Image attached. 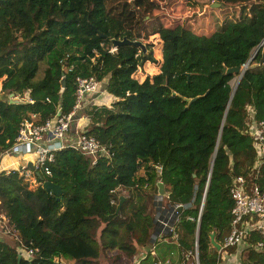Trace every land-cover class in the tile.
I'll list each match as a JSON object with an SVG mask.
<instances>
[{
	"label": "trees",
	"instance_id": "trees-1",
	"mask_svg": "<svg viewBox=\"0 0 264 264\" xmlns=\"http://www.w3.org/2000/svg\"><path fill=\"white\" fill-rule=\"evenodd\" d=\"M165 1L0 0V156L23 119L43 123L72 111L78 77L98 83L84 96L78 132L107 153L93 164L72 148L56 151L50 175L34 183L19 170L0 172V215L17 244L0 237V264H100L110 252H119L114 262L141 254L138 264H181L193 255L198 264L221 263L224 250L210 235L221 246L230 232L233 180L264 193V164L254 168L248 131L252 119L264 121V0H196L203 10L174 0L168 16ZM155 37L159 73L139 83L136 71L157 62ZM123 38L145 51L113 47ZM257 48L231 97L238 74L228 70H242ZM99 95L109 102H92ZM44 182L60 187L59 197ZM159 184L163 207L182 212L170 232L152 237ZM245 241L227 254H239L237 264H264L260 235Z\"/></svg>",
	"mask_w": 264,
	"mask_h": 264
},
{
	"label": "built area",
	"instance_id": "built-area-1",
	"mask_svg": "<svg viewBox=\"0 0 264 264\" xmlns=\"http://www.w3.org/2000/svg\"><path fill=\"white\" fill-rule=\"evenodd\" d=\"M76 86L75 105L68 115L57 113L43 123L37 122L34 115L23 119L19 124L13 145L1 153L0 158L7 157L10 159L8 168L18 167L14 161L16 158L22 160L29 157L33 158V161L29 163L31 169L26 163L15 169L20 171L19 175L24 178V181L34 183L35 175H50L48 165L53 162L54 152L65 148H72L91 157L93 164L97 157L107 154L94 137L86 135L84 132H78L71 136L69 132L70 123L80 109L84 96L98 90V83L93 78L78 77L76 78ZM248 131L254 138L256 151L254 168L258 169L264 164V121L255 122L252 119L249 122ZM230 197L233 201L230 211L231 228L223 240L221 250L236 247L238 252L239 247L247 245L245 240L253 232L259 234L261 238V241L256 243L255 248H264V193H261L256 185L247 187L244 179L237 177L233 180L230 188ZM24 253L31 256L32 251L29 250Z\"/></svg>",
	"mask_w": 264,
	"mask_h": 264
},
{
	"label": "rangeland",
	"instance_id": "rangeland-1",
	"mask_svg": "<svg viewBox=\"0 0 264 264\" xmlns=\"http://www.w3.org/2000/svg\"><path fill=\"white\" fill-rule=\"evenodd\" d=\"M174 3H175L174 0H166L162 4L164 7H162L161 14L165 15V16H168L169 15L168 8L170 6H172ZM195 3H197V5L195 4L194 6L195 7L198 6L199 10H203V9L206 8V7H204L206 5L202 4L200 6L199 2L196 1V0H195ZM210 7L211 8H217V6H212V5H210ZM149 43H151V45H152L153 57H154V59L157 62L155 64L147 63L141 69L136 71V73L133 75V78L136 79L139 83L143 82L147 77L150 78L153 75H156V74L159 73V68H160L161 61H162V55H161L162 42L159 40L158 37H155ZM236 80H237V77H235L231 81V86H233V84L235 85ZM99 92H100V90H99ZM0 97H1V94H0ZM10 98L13 99L14 101L21 100V99H17V98L11 97V96H10ZM93 99H92V102H97V103H100V104L109 102L108 101L109 99L106 97V95H99V96L94 97ZM22 100H24V99H22ZM87 106H88V104L85 105V107H87ZM85 107L83 109H81V110L79 109L78 112L76 113V114H78V113L79 114L76 115V118H75L76 120H74L76 123L73 124V126H74V129L76 128L78 131H80V127H81V126H79V124L80 125L83 124L82 121H79V120L81 119V117H83L81 112H83L85 110ZM74 129L71 130L72 134L74 132ZM161 196H162V194L159 195V193H158V195L155 196V199H154L155 209L152 210V214H153V217H154V221L156 219H158V218H161L165 222V223H163V225L165 226L164 231L165 232H168V231L170 232L171 229H172L171 225H172L173 220H174L175 217H174L172 212H171V214H169V212H168L169 209L168 208L163 207L162 201H161V199H162ZM162 209H163L164 213H160V212H162ZM1 217H2V215H0V231H1V235H2V236L1 235L0 236L6 242H8L9 245H11L12 247H16L17 244L14 241V238L11 235L8 234V228L5 227V225H3V221L1 219ZM168 223H171V224L168 225ZM161 230H163V229H159L158 233H160ZM228 252H229L228 249H225L223 252H221V263L220 264H237L235 255L231 256V255L227 254ZM116 255H119V252H110V253H108V258L106 259L105 257H102V259L100 260V264H136L138 261L140 262V258L143 257L141 254H139L133 259V262L130 263L129 259H127L123 255L120 260L114 262L112 259ZM25 256H27V255H25ZM192 261H193V264H197L198 260H197L195 255H193L192 258L189 257V259H185L184 261L181 262V264H191ZM237 261H238V259H237Z\"/></svg>",
	"mask_w": 264,
	"mask_h": 264
},
{
	"label": "water",
	"instance_id": "water-1",
	"mask_svg": "<svg viewBox=\"0 0 264 264\" xmlns=\"http://www.w3.org/2000/svg\"><path fill=\"white\" fill-rule=\"evenodd\" d=\"M212 6H218V4H213ZM263 42H264V40H263ZM263 42L260 44V46L263 44ZM112 45H113V47H115V48H116V47H121V46H123V45H132V46H135V47H139V48H141V49L143 50V52L145 51L144 46H143V44H142L141 42H139V41H129V40H127L126 38H123L122 40H112ZM260 46H259V47H260ZM259 47H258V48H259ZM258 48H257V50L252 54V56L248 59L247 63H246L245 66L242 68V70H240L239 68L232 69V70H228V73H232V74H234V75L238 74V77H237V80H236V82H235V85H234V88H233V91H232L231 97H232L233 93L235 92V89H236L237 85L239 84V82H240V80H241V77L243 76L244 72L246 71L248 65L251 63V61H252L253 58L255 57V55H256V53H257V51H258ZM262 55H263V57H262L261 62L264 61V48H263V50H262ZM63 86H64V80H62V87H63ZM195 100H196V98L190 100L189 102H193V101H195ZM214 155H215V153H214ZM212 165H213V161H212V164H211V169H212ZM28 168L31 169V164L28 165ZM37 175H38V174H37ZM208 186H209V182L207 183V186H206V189H205V193H204V197H205V195H206V191H207ZM42 187H43V189H44L45 191L50 192L52 195H54V196H56V197H59V195L61 194V189H60V187H58V186H56V185H54V184H52V183H50V182H44V183H42ZM158 193H159V195H161V194L163 193V191H162V185H161V184H159V192H158ZM204 197H203V199H204ZM123 201H124L123 196H120V197H119V203H118L117 208H116V212L120 209V207H121ZM202 205H203V202H202ZM201 209H202V206H201ZM201 209H200V210H201ZM170 211L173 213L174 217H176L179 213L182 212V207L172 208V209H170ZM163 213H164V211H163ZM155 223H156V225H155V229H154V231H153V233H152V237H156V236L159 235V233H158L156 227H159L160 229H163L162 231H164V228H165V226L163 225V223H165V222H164L161 218L156 219V220H155ZM170 224H171V223H168V225H170ZM164 232H165V231H164ZM198 237H199V223H198L197 234H196V238H197V240H198ZM210 242H211V245H212L214 248H216L217 251H221V246H220L219 244H217V243L214 242V234H211V235H210ZM197 264H198V262H197Z\"/></svg>",
	"mask_w": 264,
	"mask_h": 264
},
{
	"label": "crops",
	"instance_id": "crops-1",
	"mask_svg": "<svg viewBox=\"0 0 264 264\" xmlns=\"http://www.w3.org/2000/svg\"><path fill=\"white\" fill-rule=\"evenodd\" d=\"M85 118L84 117H81V119L79 120V121H82V123H83V121L85 122V120H84ZM79 126H81L80 124H79ZM78 128V127H77ZM75 134L76 133H78V130L76 129L75 130V132H74ZM71 136H73V134H71ZM14 161H16V164L18 165V167H16V168H20L22 165H24L25 163L28 165L29 163H31V161H33V158L32 157H29V158H27V159H25V160H22V159H18V158H16ZM9 162H10V159H8L7 157H3V158H1V161H0V172L1 171H4V170H15L16 168H8L9 166H7L8 164H9ZM16 165V166H17ZM6 166H7V168H6ZM158 228V227H157ZM0 235H1V231H0ZM2 236V235H1ZM0 236V237H1ZM238 255L239 254H236L235 255V257H236V263H238V261H237V259H238ZM23 256H25V253L23 252ZM232 256V255H231Z\"/></svg>",
	"mask_w": 264,
	"mask_h": 264
},
{
	"label": "bare ground",
	"instance_id": "bare-ground-1",
	"mask_svg": "<svg viewBox=\"0 0 264 264\" xmlns=\"http://www.w3.org/2000/svg\"><path fill=\"white\" fill-rule=\"evenodd\" d=\"M233 88H234V84H233V86H232Z\"/></svg>",
	"mask_w": 264,
	"mask_h": 264
}]
</instances>
